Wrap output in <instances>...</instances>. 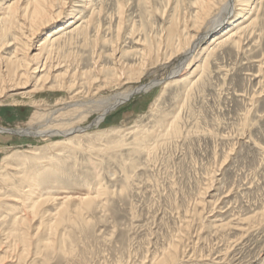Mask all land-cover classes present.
Returning <instances> with one entry per match:
<instances>
[{"label":"rangeland","instance_id":"374dc122","mask_svg":"<svg viewBox=\"0 0 264 264\" xmlns=\"http://www.w3.org/2000/svg\"><path fill=\"white\" fill-rule=\"evenodd\" d=\"M194 2L61 0L49 11V25L32 45L79 11L83 31L53 47L47 66L60 78H49V91H40L36 74L24 90L11 91L19 77L10 75L13 82L5 84L0 99V127L22 132L89 126L91 134L77 140L85 150L72 152L60 177L39 179L42 198L54 197L47 213L62 223L55 235H46L36 232L34 222L20 258L21 246L16 243L13 251V238L5 232L13 214L5 207L19 205L13 186H22L16 156H44L51 143L65 138L0 133V174L6 176L0 175V264H157L169 250L177 255L172 264H264V0L249 1L256 8L240 21L249 26L239 46L211 45L191 58L182 75L190 76L200 60L201 68L186 82L135 94L93 124L101 112L94 102L164 79L177 67L179 41L190 43L200 33ZM171 29L174 45L165 47ZM14 47L3 55L11 57ZM121 64L133 65L134 73L130 85L117 87ZM89 100L83 107L68 106ZM5 159L10 166L1 169ZM55 187L93 200L77 213L72 200L61 215L59 199L65 195ZM41 238L58 240L45 249Z\"/></svg>","mask_w":264,"mask_h":264},{"label":"bare ground","instance_id":"6f19581e","mask_svg":"<svg viewBox=\"0 0 264 264\" xmlns=\"http://www.w3.org/2000/svg\"><path fill=\"white\" fill-rule=\"evenodd\" d=\"M249 1L250 0H195L194 2L195 15L197 19V25H199V28H200V33L197 35L195 34L196 35L195 39H193V41L190 43H181L179 39L180 38L182 39V37L178 38L179 43L177 44V48L174 51L176 53L178 52L177 57L180 63L177 65V67L175 66V68L171 69V71L169 70L170 73L168 76H166L164 79H161V80L151 81L147 85L130 87L129 89L126 88L125 92L114 94L110 98L104 101H101L99 103L97 102L93 103V100H89L88 103L87 102L86 103L73 102L69 104L68 106L69 107L71 106H75V107L82 106L83 107L86 104L89 105L91 103H93L94 105L95 103L100 105L101 112L98 114V116L93 122V124L97 126L101 122L104 121V119L107 117V114L110 111L114 110L120 104L128 101L135 94H138L140 92H146L148 89L154 86H163L162 88H165L166 86H169L171 84L174 85V84H179V83L181 84V83L186 82L187 79L190 78V76L197 73V71L201 68L200 63L202 61L200 60L201 61L200 62L198 60L199 64L197 63L198 65L196 66L193 73L188 77H184L182 73L191 64V61H190L191 58H194L193 60H195L197 56L207 53L208 50H210L209 47L211 45L219 46V45H222L223 43L224 44L231 43L232 45H235V47L239 46L240 39L242 37L241 35L242 33H244V31L249 26V25L242 26V23L240 21L241 19L246 18L245 14L247 15L252 14L256 8L255 6L249 5ZM57 2L59 3L61 2V0H5L2 4H0V99H2L4 96L5 87L7 85L6 83L13 82L8 79L11 74L17 75L19 77L18 83L15 84L13 82L14 86L10 88L11 91L24 90L25 87H23L22 85H24L27 82V78L29 77L30 74H36V76L34 77L36 78V82L43 83L40 89L41 92L49 91V88L47 89L46 87V84L49 78L50 79L60 78L58 74L54 73L56 68L51 67L52 65L47 66L48 59L50 57L53 47L57 43H59V41L63 38V36L65 35L68 36V35H72L74 33H80L83 31V27H82L83 23L81 24V22L84 21L83 12L82 11L76 12L74 17H72L71 20H68L64 26L56 27L53 30L47 32L44 35V39L38 45L31 44V40L34 39L35 36L39 35V33L49 25L48 24L49 22L47 21L44 22V20L47 16H49L48 15L49 11L52 8H54ZM214 9H217V12H215L216 14L213 15L212 11ZM234 17L236 18V20H233ZM253 23H254V19L251 21L250 25ZM174 31L176 32V30ZM174 31L172 33L170 32L171 34L169 33L168 37L165 39V42H164L165 47H172L174 45L173 43L174 38H175ZM207 41L208 43H204ZM13 45H16V47H14L13 55L11 57L4 56L3 51L11 48ZM144 49L146 48L144 47ZM150 51H148V54L145 52L146 53L145 56H144V53L141 52V54L143 57H148L150 56ZM31 63L34 66L33 69L32 67L29 68ZM16 65L18 68L14 70L13 66H16ZM132 66L133 65L129 66L126 64L125 65L121 64V67L119 68L120 69L119 74L115 75L116 77H115L114 83L117 87L128 86L131 84L130 80L134 73L133 72L134 67ZM18 69H21V70L18 72ZM23 79L25 82L21 83V80ZM18 85H21L22 87H18ZM101 90L102 89L100 88L96 89L93 95L97 94ZM29 93L30 91L18 92L17 95L25 96ZM88 129H89V126L87 127L77 126L75 128L73 127L65 131L63 130L62 131H58V130L57 131H54V130L31 131L30 130L29 131V130H26V131L21 132V131H11V130H7V129L0 127V133L6 132L9 134H23V135H30V136H39V137H44V138L45 137L50 138V136H54L58 134L65 138V139L57 140L56 142L51 143L50 147L49 148L47 147L48 148L47 153L44 156L40 155L39 153L30 154L29 156H21V157L16 156L17 158L15 159L16 160L15 163H17L16 165L21 166L23 168L25 167V168L24 169L22 168V171L18 172V174H20V183L22 184V186H15V185L13 186L14 189L19 190L18 192L20 195L16 197L19 205L15 207L13 206L5 207V210H7V212L10 211L13 213V214L11 213L12 215L10 216V220L8 222V226L5 232L8 231L6 233L7 237L13 238V243H14L13 251H16L19 245L21 246V249L19 250L21 252L20 258L26 256L25 253L28 251V248L30 246L28 236H29V230L33 229L34 222L36 221L38 222L36 232L37 233L39 232L41 234H46V235H51V233L55 235L58 227L61 225L62 220L59 217H57L59 218L58 220L52 221L51 215L47 213V210H46L47 205L49 202L51 201L53 202L54 197L51 196V194H48V196H46L45 198H42L41 190L38 187V181L41 178H44L47 181V180H51L56 175H59L58 177L61 176L60 170L65 166V164L71 158H73L71 157L72 152H78V151L85 150L84 146L82 145V142L81 141L79 142L77 140L83 139L85 137H89L91 133L87 132ZM101 135L102 133L100 134V136ZM108 150H111V149H108ZM51 157H54L52 161H50L46 165L43 164V163H47V161H49ZM29 164L34 166L33 169H29V170L26 169V167ZM1 166H2L1 169H4L7 166H10V164H8L7 159H5L2 161ZM0 175L3 176V178L6 177L5 175H2V174ZM4 181L6 184L11 183L10 179L9 180L6 179ZM55 189L57 192L56 194L65 195L63 198L59 199L60 202H59V209L57 210L58 211L57 213L61 212V215L66 214V212L69 209V203L72 200L78 205V208L75 209L76 213L80 212L79 210L84 209L85 207H88L93 200V198L91 197L77 196L75 198H72V196H70V191H68L70 189H65L63 187H55ZM186 227L188 228V224ZM181 234L183 233L181 232L180 235ZM39 240L42 241V238ZM57 240L56 239L54 240V238L52 239L50 238V239H46L42 241L40 244L43 248L50 249L54 243L53 241H57ZM16 243H19V245L17 246ZM10 250L12 251V249ZM8 251L9 250H7V252ZM37 252H40V251H37ZM176 256L177 255L174 250H169L167 254L165 255V257H163V259L160 260L157 264H172ZM2 261H3V257L2 258L0 257V262ZM5 261H8V260H5Z\"/></svg>","mask_w":264,"mask_h":264}]
</instances>
